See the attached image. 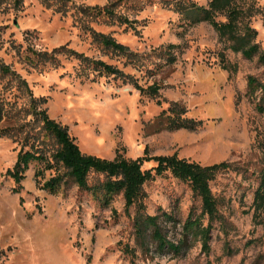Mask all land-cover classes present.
Masks as SVG:
<instances>
[{"label":"rangeland","instance_id":"obj_1","mask_svg":"<svg viewBox=\"0 0 264 264\" xmlns=\"http://www.w3.org/2000/svg\"><path fill=\"white\" fill-rule=\"evenodd\" d=\"M188 1L69 0L71 7L62 14L39 0H23L19 9L0 11V64L25 79L32 96L45 99L41 108L68 127L85 154L112 159L118 152L135 159L146 150L148 156L176 153L202 165L231 164L210 182L221 220L212 223L209 250L199 235L189 234L174 253L159 248L150 230L142 235L135 230L137 215H157L167 239L177 242L188 215L200 214V199L169 172L143 185L141 211L137 205L125 209L121 193L101 204L71 181L50 194L39 186L55 172L35 178L40 164L31 163L15 183L6 171L21 148L30 149L26 133L39 130L40 122L32 121L27 89L0 70V130L9 129L0 136V264H264V206L255 210L253 204L264 180V112L257 109L259 91L254 98L247 94L248 75L264 83V66L257 57L233 52L208 23L190 24L175 9ZM191 1L205 6L209 0ZM246 3L264 52V0ZM105 5L129 24H104L77 13L79 6ZM85 26L137 52L139 66L92 43ZM61 46L116 66L144 88L156 83L160 95H143L112 75H86L68 53L57 52L55 62L36 67L25 59L28 49L50 53ZM220 53L234 72L221 68ZM171 103L185 110L183 117L199 121L195 129L159 126L155 117ZM41 140L38 146L49 156L55 143ZM154 165L145 162L143 169ZM102 179L95 172L88 177L91 184ZM202 223L208 224L206 216Z\"/></svg>","mask_w":264,"mask_h":264},{"label":"trees","instance_id":"obj_2","mask_svg":"<svg viewBox=\"0 0 264 264\" xmlns=\"http://www.w3.org/2000/svg\"><path fill=\"white\" fill-rule=\"evenodd\" d=\"M39 1L48 7H53L55 11L62 14L66 13L71 7L69 0ZM22 3L23 0H0V11L8 6L19 9ZM78 9L81 12L77 13L91 17L104 24L116 21L119 24H129L130 22L127 18H123L121 15L113 12L107 5L102 7L79 6ZM175 9L180 14L184 13L185 18L190 24L199 22L208 23L216 31L220 40L229 43L228 47L233 52H240L247 59L257 57V62L264 66V52L255 41L257 30L250 22L254 13L251 11L250 4L246 3V0H209L205 6L198 5L190 0L188 2L177 3ZM85 27L90 33L92 43L97 44L107 53L125 58L127 62L135 65V67L139 66L137 62L140 56L137 52L130 50L129 47L118 42L109 34L98 32L89 26ZM168 47L172 48L174 45L170 44ZM28 52L30 54L27 53L25 59L33 67L46 62L53 63L56 61L54 54L64 52L79 60L82 71L86 75H88L87 72L89 71L95 73L94 78L98 75H112L115 79H121L123 83L132 84L143 95L151 98H157L160 95V86L156 83H152L144 88L138 83L137 79L125 74L116 66L100 59L90 58L74 50H66L65 46L56 48L50 53L32 49H28ZM219 56L221 68L234 72L235 66L226 63L224 54L220 53ZM167 57L169 61L175 59L170 53ZM0 70L3 74L14 75L18 79L19 84L27 89L31 102L30 113L34 117L32 121L33 123L36 120L40 122L39 130H29L26 133L25 140L30 145V149L24 150L21 148L17 153L14 165L6 171L7 175L15 183L19 184L21 182L24 178V172L31 163L40 164L41 168H37L34 171L35 178L43 175L45 170H54L55 172L54 175L43 181L39 186L50 194L57 193L63 183L71 181L79 189L95 195L101 204H107L113 195L121 193L125 201V209L137 205L141 211L144 207L142 203L144 196L143 185L147 181L153 180L155 176H162L169 172L174 178L186 183L193 195L200 199V214L198 216H193L192 213L188 215L182 225L183 236L177 242L167 239L158 225L159 217L157 215H137L134 218L135 230L140 235L150 230V236L159 248L167 247L174 253H179L189 234L199 235L202 239V247L205 251L209 250L212 223L216 220H221L218 212V200L212 193L210 182L218 173L230 168L231 164L221 161L202 165L199 162L179 157L176 153L148 156L146 150H144V155L135 159L126 158L118 152L112 159L85 154L79 149L75 138L69 133L68 127L49 117L46 109L41 108L40 105L45 99L43 97L35 98L32 96L25 79L21 78L6 64H0ZM257 91L260 93L257 109L260 112H264V83L257 77L248 75L247 94L254 98ZM157 102L159 103L160 100H157ZM184 113L185 110L179 104L171 103L155 117V121L162 129L166 130L195 129L199 121L183 117L182 114ZM26 123L29 124V122ZM7 131H9L8 128L1 129L0 136L6 135ZM41 136L52 138L55 143V148L49 156L41 152L38 146L42 141ZM149 161L155 162V165L143 169V164ZM91 172L102 174L103 179L93 184L89 183L88 177ZM14 191L18 192L19 189L16 188ZM253 204L255 210L264 206L263 179L260 180L254 191ZM205 216L208 218V224L203 226L202 220ZM166 217L170 218L168 215Z\"/></svg>","mask_w":264,"mask_h":264}]
</instances>
